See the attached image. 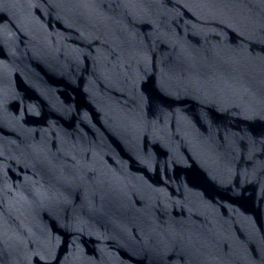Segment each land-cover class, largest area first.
<instances>
[{
    "label": "water",
    "instance_id": "1",
    "mask_svg": "<svg viewBox=\"0 0 264 264\" xmlns=\"http://www.w3.org/2000/svg\"><path fill=\"white\" fill-rule=\"evenodd\" d=\"M0 264H264V0H0Z\"/></svg>",
    "mask_w": 264,
    "mask_h": 264
}]
</instances>
